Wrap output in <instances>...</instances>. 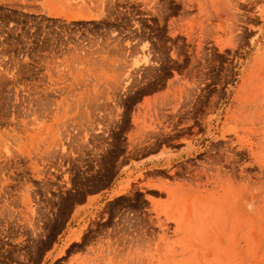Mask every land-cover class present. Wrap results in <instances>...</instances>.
<instances>
[{
	"label": "rangeland",
	"instance_id": "1",
	"mask_svg": "<svg viewBox=\"0 0 264 264\" xmlns=\"http://www.w3.org/2000/svg\"><path fill=\"white\" fill-rule=\"evenodd\" d=\"M258 67L264 0H0V264H264Z\"/></svg>",
	"mask_w": 264,
	"mask_h": 264
},
{
	"label": "bare ground",
	"instance_id": "2",
	"mask_svg": "<svg viewBox=\"0 0 264 264\" xmlns=\"http://www.w3.org/2000/svg\"><path fill=\"white\" fill-rule=\"evenodd\" d=\"M260 68V69H259ZM258 67L257 70L250 73V80L245 84V90L249 97H254L262 86H264V69ZM247 85V86H246Z\"/></svg>",
	"mask_w": 264,
	"mask_h": 264
}]
</instances>
